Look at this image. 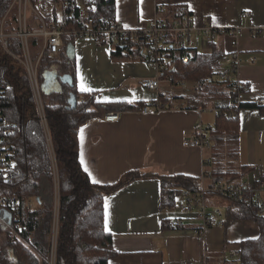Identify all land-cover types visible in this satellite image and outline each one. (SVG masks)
Instances as JSON below:
<instances>
[{"label": "trees", "instance_id": "trees-1", "mask_svg": "<svg viewBox=\"0 0 264 264\" xmlns=\"http://www.w3.org/2000/svg\"><path fill=\"white\" fill-rule=\"evenodd\" d=\"M11 2L0 0V22ZM82 2L85 7H81ZM82 9L85 18L79 17ZM114 17V0H74V6L64 14L63 22L67 29L78 27L89 18ZM72 20L75 21L71 23ZM5 30H11L10 23L7 22ZM73 38L64 37L63 49L58 55H44L38 65L37 78L50 143L24 68L4 53L0 42V82L11 86L0 94V116L7 123L6 128H0V139L4 138L8 146L4 156L11 163L8 177L3 178L0 174V197L20 199L16 214L10 213V226L18 235L14 242L9 241V231L0 226V264H47L55 209V264H108L118 252L112 246L111 234L105 230L104 199L136 180L155 178L160 182L162 210L174 209L183 192L196 202L201 197V179L189 176L162 177L132 171L112 185H96L89 180L79 161L80 127L109 112H141L147 104L125 101L101 103L95 100L93 93H80L76 87L74 60H69L64 50ZM30 41L33 46L38 43L37 39ZM5 44L12 53L21 55L17 39H7ZM183 54L182 49H170V64L164 78L172 76L176 81L194 86V94L200 99L195 100L192 95L187 99L176 97L174 108L195 110L199 105L207 107V100L218 102L219 112L214 130L209 135L210 149L204 163V177L210 180L209 188L218 183H238L242 181L246 168L238 159L239 113L244 109H255L264 116V106L244 102L239 108L228 106L233 98L230 89L234 82L229 79L209 83L221 71L228 54L224 53L221 45L212 41L193 49V56L187 64L182 62ZM111 57L115 60H146L139 47L131 46L125 50L112 48ZM65 74L72 78L71 86L60 82V76ZM71 94L76 98L74 108L68 104ZM7 130L10 134L4 135ZM251 196L248 193L237 200L224 199L227 208L220 221L224 229L235 221H252L259 229L256 238L238 243V257L230 264H264V216L259 214L257 207L247 205L246 200ZM14 217L18 218L17 222H14Z\"/></svg>", "mask_w": 264, "mask_h": 264}, {"label": "crops", "instance_id": "crops-1", "mask_svg": "<svg viewBox=\"0 0 264 264\" xmlns=\"http://www.w3.org/2000/svg\"><path fill=\"white\" fill-rule=\"evenodd\" d=\"M114 1V20L126 28H136L153 18L169 22L182 15L189 16L195 27L254 28L243 30L239 38L237 78L246 87L244 103L256 104L258 99H264V0H160L162 11L159 13L156 0ZM83 2L81 7H85ZM243 13L250 14V18L243 20ZM213 41L221 45L225 54L231 51L225 37H216ZM68 45L70 57L66 53ZM64 50L66 57L74 60L76 87L80 93H93L101 103L148 104L156 98L157 93L144 86L155 77L145 62L115 60L110 46L97 45L89 38H73ZM140 54L144 55L142 50ZM81 86L88 90L81 91ZM191 89L192 86L188 94L177 91L176 95L188 97ZM167 90L162 85L159 92ZM116 114L119 117L115 122H105L104 115L86 122L78 131L80 165L92 183L96 180V185H112L126 173L140 171L162 177L199 178L202 189L209 188L210 180L204 177L208 151L185 146L184 140L191 137V129L199 121L213 127L214 111L198 113L173 108L152 114ZM239 129L238 159L246 167L242 181L250 185L264 182V116L255 109L241 110ZM213 196L202 195L201 191L200 199L210 211L220 210V204L227 208L222 198L223 203H219ZM183 203L181 196L174 209L162 210L161 185L155 178L136 180L106 196L104 224L107 219L106 231L111 234L112 246L118 252L108 264H230L238 243L259 234L258 226L252 221H235L224 229L220 225L224 216L221 210L218 223L199 236L196 230L201 223L195 211L186 215L179 212ZM176 219L180 220V226L174 228Z\"/></svg>", "mask_w": 264, "mask_h": 264}, {"label": "built area", "instance_id": "built-area-1", "mask_svg": "<svg viewBox=\"0 0 264 264\" xmlns=\"http://www.w3.org/2000/svg\"><path fill=\"white\" fill-rule=\"evenodd\" d=\"M160 0H156L157 13L162 11L159 5ZM74 6V0H12L8 10L0 22V42L5 54L17 60L24 68L25 74L28 78L31 93L33 95L40 119L47 134L45 125V118L43 112L42 98L40 95V88L37 78L38 65L44 55L50 57L57 56L60 49L63 47V38L66 36H73L74 38H89L97 45L110 46V48L126 49L127 47H139L143 51L146 58L145 64L148 68L155 72L154 79L146 81L144 86L153 92L157 93L156 98L148 103L143 109L142 113L152 114L174 108L176 102L177 91H187L190 85L185 82L176 81L172 76L164 78V74L168 70L170 64V49H182L184 54L182 62L187 64L193 56V49L199 48L206 43H210L216 37L228 38L231 51L225 55L223 60V67L221 71L211 80L226 82L231 79L234 86L230 89L233 96L232 100L227 103L228 106L239 108L243 103V96L246 87L244 84L238 82V68L240 65L238 41L245 29L255 30L254 28H247L245 26H237L232 28H214L211 26L195 27L189 16L182 15L174 18L169 22L153 18L144 25L136 28H126L119 25L114 19L110 18H89L78 27L67 28L63 22V16L68 14L70 8ZM60 13L62 18L60 21ZM72 18L73 14H69ZM79 17L85 18L86 14L82 9L79 12ZM243 20L250 18V14L243 13L241 15ZM75 20H72L74 22ZM11 24V30L6 31V24ZM15 38L19 42L21 55H15L6 47V40ZM31 39H37L38 43L33 46ZM162 85H165L168 90L160 93ZM11 86L7 83L0 82V94L3 91L9 90ZM192 96L195 100H199V96L194 94L195 88L192 86ZM189 96V95H188ZM187 99L188 97H183ZM257 105H263L264 99H258L255 102ZM211 109L215 115L219 112V106L202 107L199 105L195 111L203 112ZM118 114L108 113L104 116L105 122H115L118 120ZM7 123L2 121L0 116V128H6ZM214 130V126L205 125L202 122H197L191 129V137L184 140V145L189 147H197L202 150L210 149L209 135ZM10 132L7 130L4 135ZM47 142L50 143L48 134ZM8 152V146L4 138L0 139V174L3 178L8 177L7 170L11 163L5 158L4 153ZM54 163V160H53ZM55 173V183H57L56 168L53 164ZM264 191V182L259 181L250 185L248 182L240 181L238 183H218L213 188L202 189L204 193H211L222 199L237 200L245 194H251V198L246 200L247 205H253L258 208L259 214L264 216V201L258 197ZM183 205L180 206V214H189L195 211L197 220L201 223L200 228L196 230V234L202 236L204 231L212 225L218 223L222 217L219 210L210 211L203 199L196 200L187 192H183ZM30 203V202H28ZM20 205L18 197H0V226L3 230L9 231V241L14 242L17 238V233L11 228L8 218L5 214L12 212L16 214ZM13 218V217H12ZM18 218L14 217V222ZM52 240L50 246V253L47 264H55V244H56V228H57V210L55 209L52 222ZM131 227V224H127ZM174 227L180 226V220L176 219L173 222ZM238 253L232 254L231 260H235ZM184 264H196L187 262ZM232 264H238L233 262Z\"/></svg>", "mask_w": 264, "mask_h": 264}, {"label": "water", "instance_id": "water-1", "mask_svg": "<svg viewBox=\"0 0 264 264\" xmlns=\"http://www.w3.org/2000/svg\"><path fill=\"white\" fill-rule=\"evenodd\" d=\"M70 52H71V47L70 45H68L66 47V53L68 57H70ZM59 80L62 84H66L68 86L72 85V78L67 74L60 76ZM68 104L70 105L71 108H74L76 106V98L73 94L69 96ZM36 201L38 202V199H36ZM5 218H8L9 223H10L11 216L9 214H5Z\"/></svg>", "mask_w": 264, "mask_h": 264}, {"label": "rangeland", "instance_id": "rangeland-1", "mask_svg": "<svg viewBox=\"0 0 264 264\" xmlns=\"http://www.w3.org/2000/svg\"><path fill=\"white\" fill-rule=\"evenodd\" d=\"M61 18H62V14L60 13V21H61ZM184 92L187 93V91H184ZM187 94H188V93H187ZM203 100H204V99H203ZM204 102H205V100H204ZM207 102H208V103H207ZM207 102H205V103H207V104L210 105L213 101L210 102V101L207 100ZM262 194H263V193H262ZM262 194L260 195V197L264 198V196H263ZM213 195H214V194H213ZM213 197H215V199H216L219 203H220V202L223 203V200H224V199L222 200L221 198H219V197L216 196V195H214ZM261 200H262V199H261ZM224 201H225V200H224ZM180 203H182V202L180 201ZM224 209H225V206L220 204V210H219V211L221 212V210H222L223 213H224V212H225Z\"/></svg>", "mask_w": 264, "mask_h": 264}, {"label": "snow or ice", "instance_id": "snow-or-ice-1", "mask_svg": "<svg viewBox=\"0 0 264 264\" xmlns=\"http://www.w3.org/2000/svg\"><path fill=\"white\" fill-rule=\"evenodd\" d=\"M81 91H87L88 89H86L84 86H81ZM87 171V169H85ZM93 183H98V181L93 180ZM105 230H107V219L105 221Z\"/></svg>", "mask_w": 264, "mask_h": 264}]
</instances>
